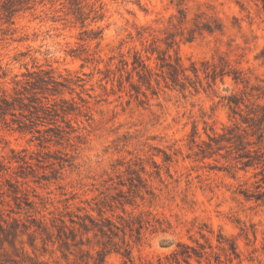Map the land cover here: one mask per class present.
Returning <instances> with one entry per match:
<instances>
[{
	"label": "rangeland",
	"instance_id": "obj_1",
	"mask_svg": "<svg viewBox=\"0 0 264 264\" xmlns=\"http://www.w3.org/2000/svg\"><path fill=\"white\" fill-rule=\"evenodd\" d=\"M5 2L0 264H264V0Z\"/></svg>",
	"mask_w": 264,
	"mask_h": 264
},
{
	"label": "trees",
	"instance_id": "obj_2",
	"mask_svg": "<svg viewBox=\"0 0 264 264\" xmlns=\"http://www.w3.org/2000/svg\"><path fill=\"white\" fill-rule=\"evenodd\" d=\"M14 1H17V0H6V2H5V4L3 5V9L4 10H11V7H12V3H14ZM11 5H10V4ZM46 80V79H45ZM44 80V81H45ZM7 106H11V102L9 101V100H7V99H4L3 101H2V103L0 104V110H5V108L7 107ZM8 108V107H7Z\"/></svg>",
	"mask_w": 264,
	"mask_h": 264
}]
</instances>
